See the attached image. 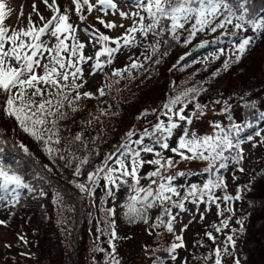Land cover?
I'll return each instance as SVG.
<instances>
[{
    "label": "snow or ice",
    "instance_id": "snow-or-ice-1",
    "mask_svg": "<svg viewBox=\"0 0 264 264\" xmlns=\"http://www.w3.org/2000/svg\"><path fill=\"white\" fill-rule=\"evenodd\" d=\"M118 2L119 0H71V6H74L79 21V25L74 26L68 14L71 8H65L61 12L57 0H42L45 7L52 13L50 18L45 19L33 4L32 10L40 17L41 24L37 25L30 14L26 28H10L6 24L10 12L6 11L7 6L4 0H0V116L14 120L24 134L42 145V150L50 158H54L53 154L59 151L50 145L61 142L59 121L67 119L68 112L65 109L76 112L79 110L77 102L82 97L93 98L92 92L80 91L87 84V81L83 80V65L91 61L89 75L95 76L98 71H103L105 65H111L122 50L137 47L139 45L137 34L143 38H147L149 34L164 38L167 34L169 39H164L163 43L169 44L170 40L179 43L181 33L187 32L188 35L183 41L187 45L198 33L206 31L216 33L219 29L224 30L225 34L236 36L238 33L250 30L253 35L241 36L238 43L231 46L229 58L222 64V70L228 71L232 64L241 62L255 39V34H264V17H259L252 12L249 7L251 0H132L131 6L135 7L136 11L131 14L118 11ZM85 9L89 15L93 11L104 15L109 13L116 15L118 12L120 19L131 18L132 24L125 28L123 24L106 22L97 16V22L104 28L111 30L121 27L125 28V31L111 37L89 25L80 29L89 38L81 42L77 32L79 26L83 25L87 19L84 15ZM22 17L23 5L18 21ZM229 26H231L230 33ZM88 45L92 47V55L85 54ZM203 46L202 43L200 47ZM149 47L155 55L159 51L160 41L157 40ZM163 55H166V52ZM220 55L224 53L221 52ZM102 57L105 59H101ZM145 58L151 59L150 56ZM129 59L131 63L128 66L124 69H114L112 75L122 76L123 72H128L130 77L131 69L143 66L137 59L132 57ZM180 59L183 60L184 57ZM159 62L156 60V63ZM218 74L219 70L212 74L213 78ZM205 90L202 87H191L174 96H169L159 110H152L153 113L158 111L156 123L151 124L150 127H144L139 134L129 130L113 151L105 155L101 162L87 173L86 182L74 185L80 193H86L89 197L93 196L101 180L104 181L108 196L114 195L111 189L126 186L129 195L127 201L121 205L124 219L129 224L142 222L151 229L163 226L167 233L173 234L175 241L178 242H172L167 248L173 260L176 259L174 255L176 250L186 247L184 237L175 235L173 208L183 210L185 202L206 201L215 204L219 209V201L226 207L218 211L217 215H223V211H232L230 207H227L230 201L242 199L239 188L236 189V195L227 193L226 180L217 173L226 168L229 161L240 163L243 160L240 134L245 128L251 127V124L242 126L231 122L232 117L229 116L228 126H222L220 123L212 124L215 131L211 135L201 136L191 130L193 117L185 115V109L200 95L201 91ZM97 91L101 96L105 95L103 88H98ZM215 103L220 101L217 100ZM205 107L199 103L195 104V110L200 116L204 115ZM225 111H228L227 107ZM148 114L145 110L137 119L146 117ZM195 114L193 113V116ZM161 116L166 117L167 122L160 119ZM177 130H181V134L176 138V145L173 147L169 141ZM256 135L259 136L260 132ZM133 136L138 138L133 140ZM145 138H148L150 143H144ZM73 140L81 141V134H75ZM156 146L160 151L155 150ZM19 147L28 153L24 145L21 144ZM84 147H87L86 143ZM3 151L4 148L0 146V153ZM168 152L172 155H165ZM142 153L151 154L153 158L146 160L142 157ZM69 155L79 160L74 169V175L79 177L82 174V166L87 165L90 158L89 156L74 157L71 153ZM176 157L179 159H175ZM60 159L65 157L61 156ZM181 162H202L205 165L202 173L208 174V179L202 186L190 184L183 188V194H181V187L176 186L174 181L178 176H184L186 173L165 174ZM145 164L154 166V170L141 177L140 171ZM237 170L244 171L243 167ZM141 179L149 183L146 186L142 185ZM25 189L28 192L33 191L32 186L21 174L12 166L0 161V196L10 198L11 202H18L21 190ZM216 190L224 191L225 194L222 197L217 196ZM152 209H159V213L155 217V222L150 223ZM101 211L106 212L103 223L109 236L108 245L111 249L105 255L104 264H120L116 258L114 244L115 240L122 239L116 231L114 219L116 210L101 208ZM204 218L201 216V219ZM0 223L3 222L0 221ZM236 223L239 224L241 221L237 220ZM213 227L216 233H221L228 227V219L220 220L219 226ZM185 228L181 231L183 232ZM103 234L104 232L101 231V235ZM205 235L213 244L216 243V237L212 232H206ZM126 238L123 237V239ZM227 241L234 248L233 236H227ZM227 249L228 245H224L223 249L214 248L212 257L204 256L203 261L207 264L209 259H213V264H223L222 255H231ZM97 251H104V249L98 248ZM234 264L239 262L235 261Z\"/></svg>",
    "mask_w": 264,
    "mask_h": 264
},
{
    "label": "rangeland",
    "instance_id": "rangeland-1",
    "mask_svg": "<svg viewBox=\"0 0 264 264\" xmlns=\"http://www.w3.org/2000/svg\"><path fill=\"white\" fill-rule=\"evenodd\" d=\"M5 1L9 5L11 28H26L30 14L32 20L39 25L40 17L33 12V4L36 5L37 11L41 14L45 16L50 14V10L45 7L42 0ZM125 1L126 3L119 0L118 11L126 12V8L133 9V6H131L132 0ZM251 1L253 2V0ZM22 5L23 17L18 21ZM97 16H100L106 22H115L117 25L123 24L125 26L128 22V19H120L118 12L116 15L111 13L104 15L93 11L89 18L97 20ZM89 18L84 21L83 25L79 26V30L87 27ZM121 31V27H116L110 31H103V34L114 37L121 34ZM204 33L206 34L207 31ZM80 35L82 42L89 39L83 30H80ZM244 35H249V32ZM142 39L143 37H139V45L133 51L119 53L111 65H105L103 71H99L95 76L89 75L90 66L85 68L83 80H86L87 84L80 91L92 92L93 98L86 99L82 97L77 102L79 110L76 112L65 109V111L69 110L67 119L59 121L61 142L50 145L59 150L53 154L54 158L50 159L49 155L42 150V145L24 134L15 122L11 126H14L15 130L13 128L10 131L6 130L5 124H3V116H0V121H2V126L5 129L3 132L6 133V144L2 147L7 152L22 154V158L19 157L18 163H14L8 157H3L5 159L1 160L12 166L33 188L32 192L26 190L27 195L19 200L11 210L10 198H5L2 203L0 202V206H2L0 207V221L3 222L0 223V264H39L40 259L46 258L47 255H49V259H44L43 264H104L105 255L111 249L108 245L109 236L103 223L106 212L101 211V208H115L116 210L114 217L116 231L122 239L115 240L114 244L116 258L120 261V264H204V256L212 257V250L214 248L223 249L224 245H228L227 251L231 255H222L223 264H234L235 261H238L239 264H257L255 259L251 262L250 260L245 261L243 257L244 232H242V228L247 223L245 197L248 198L252 195L246 193L247 181L243 186L242 180L245 174H254L258 165L262 164L261 161H264V145L261 146L264 141L256 136H252L249 141L241 143L243 160L240 163L229 161L221 175L226 180L227 193L236 195V189L239 188L242 196L241 200L229 202L227 207L232 209L231 212L223 211V215H217L218 211H222L226 207L224 203L219 201V209L215 204L206 201L202 203L185 202L184 209L176 212L173 225L175 235L184 237L186 247L176 250L174 254L176 259L174 260L168 254L167 248L172 242L178 241H175L174 235L167 233L163 226L151 229L147 224L130 227L125 223L126 220L123 217L121 205L127 201L129 195L126 186L111 189L114 195L108 196L104 181L101 180L96 186L92 197H89L86 193H80L74 186L76 183L86 182L87 173L92 171L105 155L113 151L114 147L121 142L129 130L136 132L140 129L139 127L151 126V124L157 122L158 111L156 113L151 111L141 119H137V117L144 112L146 106L153 104L158 95L167 96L169 86L173 88L174 95L189 88L186 81L187 76L190 77L191 75L188 72H183V74L180 72L179 76L169 74L168 82L159 79L155 84L156 87L153 86L154 93L148 89L140 93L146 89L143 81L138 77L141 67L131 69L130 77L128 72H123L122 76L112 75L114 69H124L131 63L129 57L137 59L140 64L145 65L149 62V59L145 60L144 56L151 53V62L154 61L156 54L153 55L151 47H149L154 44L153 36L147 37V41H142ZM234 43H237V41ZM256 46L251 50V55L249 54L250 56L256 55L253 62L260 59L258 50L261 47L256 49ZM146 48L147 51H145ZM165 52L168 53L169 49L166 48ZM179 52L176 51L175 55L180 56L182 53ZM256 52L258 53L256 54ZM85 54H93L91 45L86 47ZM161 58L163 59V57ZM174 61L169 60L162 71L170 68ZM178 70L180 71V67ZM259 81H264V66L261 71L255 68V73L236 76L227 74L216 80L214 85H210L208 88L205 87V94L209 92L207 97H211L217 92L218 94H226V98L235 100L232 96L238 97L250 92H258L254 88L257 87ZM108 85H111V87H108ZM164 85L167 88L164 93L163 91L161 93ZM98 88H103L105 95L101 96L97 91ZM132 99H135V104L129 102ZM232 100L229 103H232ZM162 103L163 101L159 102L153 109L159 110ZM196 103L206 106L203 109V116L196 112ZM220 106V108H216L212 104H202L197 98L189 103L184 114L193 117L191 130L202 136L214 133L215 129L212 127L214 123L228 126L230 124L228 117H232L233 113L237 111V106H235V102L231 107L228 106V103L220 102ZM225 107L228 108V111H225ZM231 108L234 111H231ZM193 113L196 114L193 116ZM160 119L167 122L166 117L161 116ZM263 128L264 126L259 127L258 132H260V135L264 133ZM77 133L81 134V141L73 140L74 135ZM180 134L181 130L174 132L173 138L169 141L171 146L175 147L176 138ZM145 140H148V138H145ZM70 141L73 142L70 144ZM148 141H145V143ZM85 143L87 147H84ZM21 144L28 149V153H25L19 147ZM132 146L136 147L135 145ZM35 148L37 151H34ZM155 150L160 151L158 146ZM70 153L74 157L89 156L90 158V162L82 166V174L79 177L74 175V169L79 160L74 159L72 155H69ZM27 154L35 157L31 156L33 159L27 158ZM165 155L170 156L172 154L168 152ZM61 156H64L65 159H60ZM260 156L262 158H259ZM142 157L146 160L153 158L151 154L144 153H142ZM175 159L179 158L176 157ZM199 166L205 167L202 162H181L165 174L185 173L187 170ZM240 167H243V172L237 170ZM151 170H154V166L145 164L140 171L141 177H144ZM32 175L34 176L33 180L30 177ZM182 177L178 176L174 181L176 186L181 187V194H183L184 187L190 184L202 186L206 181L199 177L197 179H187L186 184H181ZM249 178L251 179V177ZM257 179L259 180V177ZM257 182L259 184L257 183V187L255 186L252 196L264 194V190L258 192L261 187L264 188V180ZM148 183L149 181L141 179L142 185L146 186ZM224 194V191L216 190L217 196L222 197ZM175 198L173 197V199ZM0 199H4V197L0 196ZM158 213L159 209L150 211V223L155 222ZM201 216L205 218L201 219ZM222 219H228V227L221 233H216L213 226H219ZM237 220H240L241 223H236ZM185 226L187 227L185 228ZM182 228H185L183 232L181 231ZM101 231L104 232L103 235H101ZM206 232L213 233L216 237L215 244L208 240L205 235ZM229 235L233 236L235 240L234 248L227 241ZM123 237L127 238L123 239ZM40 248L44 253L40 252ZM98 248L104 249V251H97ZM262 250L263 247L259 264H264V252ZM207 263L213 264V259H209Z\"/></svg>",
    "mask_w": 264,
    "mask_h": 264
},
{
    "label": "trees",
    "instance_id": "trees-1",
    "mask_svg": "<svg viewBox=\"0 0 264 264\" xmlns=\"http://www.w3.org/2000/svg\"><path fill=\"white\" fill-rule=\"evenodd\" d=\"M249 7L254 14H256L259 17H264V0H253V2L251 1ZM230 30H231V26H229V29H228L229 33H230ZM219 32L225 34L224 30H219V29L216 32V34H218ZM212 34L213 33H210V32H207L206 34L198 33L197 36L193 38L191 43L187 45L183 43L184 38L188 35L187 32L181 33V40L179 43L170 40L169 44H164L163 40L169 39V35L167 34L164 38L153 37L154 44L157 42V40L160 41V47L158 51L159 55L157 52L156 57L154 58L153 62H151V59H149V62H147L145 65L141 67L140 69L141 72L138 73L139 74L138 77L139 79L143 81V84L146 87V89L142 90L140 93L147 91V89L151 91L152 93H154L156 82L159 79L160 80L164 79V81L168 82L169 77H170L169 74H171L172 76H179L180 72L182 74L183 72L184 73L188 72L191 76L190 77L187 76L188 77L186 81L187 87L189 88L191 87L201 88L202 87L203 89H205V87L208 88L210 85H214V82L216 80L221 79L223 76L227 74L229 76L230 75L236 76L239 74L245 75L249 73H255V68L261 71V69L264 66V48H262L264 47V34H260V33L255 34V39L253 40L250 48L247 50L246 54L242 58L241 62H239L238 64L237 63L232 64L228 71L222 70L223 61L229 58L228 53L232 50L231 46L235 44L234 42L236 41L238 43V40L242 36V33H238L236 36H233L230 34L223 35L224 39L227 38L226 39L227 46L224 49L219 50L218 53H213L212 55L211 54L208 56L205 55V51L209 48L208 44H204L203 47L199 46L197 50L195 51V53L184 57L183 60H180V57L178 56V54L175 55L176 51L177 52L180 51L179 52L180 54L184 53L193 43L197 41L206 42L207 41L206 39ZM148 37H151V34H149ZM145 40L147 41V38L142 39V41H145ZM254 46H256V49L259 47L261 48L258 50L260 59L253 62L256 55L250 56L251 55L250 53H251V50L254 48ZM166 48L169 49V52L168 53L166 52V55H163V53H165ZM221 52H223L224 55H220ZM258 52H256V54ZM202 54L204 55L203 57H202ZM146 56L151 57V53L149 55L146 54L144 56L145 60H147L145 58ZM161 57H163V59ZM156 60H159L160 62L156 63ZM169 60H172V61L175 60V61L171 64L170 68L163 69L162 71V68L165 65H167ZM178 61L179 63H177ZM174 65L175 67H173ZM179 67H180V71L178 70ZM217 70H219V74L215 78H213L212 74L214 72H217ZM236 87L235 89H237ZM166 88L167 86L164 85V87L161 89V93L162 91L164 93V90ZM254 89H256L258 92H255V93L250 92L248 94H243L238 97L232 96L235 100L226 98L227 97L226 94H218L217 92H215L213 96L207 97L209 92L205 94L206 91H201L200 95L196 98L200 103L208 104V105L212 104L216 108L221 107L220 103H215V101L217 100L223 103L227 102L229 107L233 106L235 102V106H237V109H236L237 111L233 113L234 116L232 115V122L239 123L242 126L245 124H251V127L245 128V130L240 134V141L242 142V141L249 140L252 136H256L257 138L264 141V133L263 135H260V136L256 135V133L259 130V127L264 126V81L257 82V87H255ZM167 92H168L167 96H164L163 94L158 95L157 99L153 102V104L146 106L145 110H147L148 113L151 112L153 108L159 102L163 101L164 103L168 99L169 96H174L175 94L173 91V88L170 86L167 88ZM134 100L132 99L129 102H132L133 104H135ZM230 100H232L233 102L229 103ZM231 111H234V110H232L231 108ZM67 112H69V110H67ZM2 119H3V124H5L6 126L5 129L10 131V129L14 127V126L11 127L14 123V120L6 119L4 117ZM3 124H2V121H0V140H2V143H0V146H3L4 144H6L5 143L6 133L3 132V130H5L4 127L2 126ZM139 128L140 129L136 131L137 134H139L141 132L140 130H142L144 127H139ZM137 137L138 136H133V140ZM263 145H264V142L262 143L261 146ZM34 151H37V149L35 148ZM263 151H264V146H263ZM31 156L33 155H30V154L26 155L27 158L33 159ZM3 157H8L9 159H12L14 163L15 162L18 163L19 157L20 159L22 158V154H15V153H11V151L7 152L6 150H4L2 153H0V161H3L5 159ZM259 158H262V156H260ZM261 162L262 164L258 165L257 170L255 171L254 174H245L243 177V180H242L243 186L246 184V181H247V184H246L247 187L245 188L246 193L253 195V190L254 188L257 187L256 186L258 183L257 181L264 180V161L262 160ZM222 172H223V169L220 170V172H218L217 175L221 176ZM201 175H205V174H201ZM206 175L208 179V174ZM30 177L32 180L34 179L33 175ZM249 177H251V179ZM257 177H259V180L257 179ZM261 188L260 190H258V192H261L262 190H264V188L262 189ZM26 195H27L26 189L21 190V195H20L19 200H21ZM252 195L248 198L245 197V201L247 204L245 217H247V223L242 228V232H244L243 237H244V242H245V243L243 242V253H244L243 257L245 261L250 260L252 262V260L255 259L257 264H259L262 258V255H260L262 247H263L262 251L264 252V194H261V195L256 194L257 196H252ZM125 223L130 227L144 224L142 222H138L135 224H129L127 222ZM40 252L44 253L41 251V248H40ZM46 258L49 259V255H47ZM46 258H41L39 264H43V261Z\"/></svg>",
    "mask_w": 264,
    "mask_h": 264
},
{
    "label": "water",
    "instance_id": "water-1",
    "mask_svg": "<svg viewBox=\"0 0 264 264\" xmlns=\"http://www.w3.org/2000/svg\"><path fill=\"white\" fill-rule=\"evenodd\" d=\"M197 45H194L190 48L189 52H191Z\"/></svg>",
    "mask_w": 264,
    "mask_h": 264
}]
</instances>
